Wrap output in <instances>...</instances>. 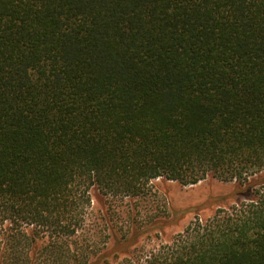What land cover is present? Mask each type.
I'll list each match as a JSON object with an SVG mask.
<instances>
[{
	"label": "trees",
	"instance_id": "1",
	"mask_svg": "<svg viewBox=\"0 0 264 264\" xmlns=\"http://www.w3.org/2000/svg\"><path fill=\"white\" fill-rule=\"evenodd\" d=\"M262 171L264 0H0V264H102L91 190L207 176L250 195L145 264H264Z\"/></svg>",
	"mask_w": 264,
	"mask_h": 264
},
{
	"label": "rangeland",
	"instance_id": "2",
	"mask_svg": "<svg viewBox=\"0 0 264 264\" xmlns=\"http://www.w3.org/2000/svg\"><path fill=\"white\" fill-rule=\"evenodd\" d=\"M260 173L264 175V171ZM236 186L235 181L226 182L210 176L190 185L157 178L151 181L146 195L105 198L104 205L91 190L92 203L86 211L83 228L76 236L85 243L96 241L97 231L107 237L106 244L99 248L107 254L102 264H145L151 253L170 244L196 217L205 220L218 208L249 197L250 193L232 194ZM179 211L184 212L177 214ZM157 220L165 223H154ZM110 228L114 229L113 233ZM131 229L140 231L135 244L113 254L110 247L115 233L120 236Z\"/></svg>",
	"mask_w": 264,
	"mask_h": 264
}]
</instances>
